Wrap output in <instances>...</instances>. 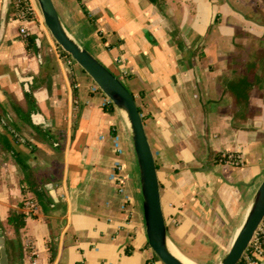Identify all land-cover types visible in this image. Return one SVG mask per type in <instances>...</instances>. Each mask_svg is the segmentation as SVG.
<instances>
[{
    "label": "crops",
    "instance_id": "0c3cea01",
    "mask_svg": "<svg viewBox=\"0 0 264 264\" xmlns=\"http://www.w3.org/2000/svg\"><path fill=\"white\" fill-rule=\"evenodd\" d=\"M250 1L166 0L161 10L149 0H54L66 29L134 94L157 162L168 237L196 264L227 255L264 178V15ZM3 3L0 107L18 133H29L30 142L17 133L14 145L45 182L48 205L27 216L21 246L12 245L2 231L9 210L27 213L19 205L34 195L12 156L0 158V233L10 264H164L148 244L125 114L105 108L107 95L60 52L42 19L8 17L7 8L1 32ZM22 27L38 35L37 54L28 52ZM244 77L248 96L240 98ZM27 91L37 106L32 124L10 104L27 110ZM228 152L244 165L223 161ZM118 163L122 188L113 177Z\"/></svg>",
    "mask_w": 264,
    "mask_h": 264
},
{
    "label": "water",
    "instance_id": "95a60500",
    "mask_svg": "<svg viewBox=\"0 0 264 264\" xmlns=\"http://www.w3.org/2000/svg\"><path fill=\"white\" fill-rule=\"evenodd\" d=\"M44 22L56 43L77 62L96 82L113 104L126 116L132 133L136 154L141 192L143 215L149 246L164 264H187L178 258L169 247L167 225L163 212L158 167L149 141L143 115L139 111L135 97L126 83L64 26L54 0H37ZM8 0H4L1 32L4 27ZM29 87L31 78H26ZM54 196V194H53ZM264 219V178L261 181L245 220L235 235L231 248L219 264H238L248 249L254 235ZM0 264H10L6 238L0 234Z\"/></svg>",
    "mask_w": 264,
    "mask_h": 264
},
{
    "label": "trees",
    "instance_id": "16d2710c",
    "mask_svg": "<svg viewBox=\"0 0 264 264\" xmlns=\"http://www.w3.org/2000/svg\"><path fill=\"white\" fill-rule=\"evenodd\" d=\"M149 1L161 10L166 4V0H149ZM8 17H15V18L21 17L23 19H32L34 17V12L31 10H28L27 5L23 0H9ZM37 39H38V35L35 33H29L25 37L26 48L30 54H37L40 51V47L38 46ZM57 46L63 55L73 60L71 56L68 53H66L59 45ZM245 79L246 77L242 78L241 81L239 82L238 95L240 98L242 97L247 98L248 96L247 95L248 93L245 91L246 86L243 85L244 83L243 81ZM248 86L251 87V84H249ZM26 99L28 103L27 110H25L20 104H18L14 100H10V104H11V108L17 113V116L21 120L31 123L30 113L31 111L37 108L35 98L31 91L26 92ZM105 108L109 111H113L116 108V106L113 104V102L110 101L105 104ZM138 108L142 114V109L140 108L139 105H138ZM0 118L2 117L0 116ZM143 119H144V116H143ZM13 120L14 121L10 119L9 120L6 119L7 122L3 124V130L0 131V154L11 155L12 158L15 160V162L21 167V169H23L24 178L22 179L21 182L24 184V187H28L29 190L34 195L32 197H27L25 201L31 199L35 201L38 206H41L44 211H46L48 209V205L46 203L45 194H44V183L45 182L40 180L38 175L34 172V170L30 167V165L25 161L21 152L18 151L16 146L14 145V141L15 142L19 141L17 133L19 132L20 128L18 126V122L15 119ZM34 128L43 137H53L52 135H50L49 130L43 131L35 126ZM23 202L24 201L20 203L19 205L20 207H23L24 205ZM27 216L28 214L24 211H21L20 209L11 208L9 210L6 223L16 233L17 237H15L16 239L13 240V244L15 246L17 245L21 246V241H20L21 229L26 225ZM0 228L3 229V223L1 221H0ZM50 250H51V259H53L55 256V250L51 246H50ZM7 252H8V257L10 260V251L8 248V241H7ZM22 257L23 256L21 255L20 258L22 259ZM238 264H247L245 258H243Z\"/></svg>",
    "mask_w": 264,
    "mask_h": 264
},
{
    "label": "built area",
    "instance_id": "2783aa9c",
    "mask_svg": "<svg viewBox=\"0 0 264 264\" xmlns=\"http://www.w3.org/2000/svg\"><path fill=\"white\" fill-rule=\"evenodd\" d=\"M26 5L28 10L35 11V6L37 1L36 0H23ZM21 33L27 34V29L26 27L21 28ZM110 102V99L108 98L106 103ZM113 143L118 152L121 151L120 148V138L121 135L118 131L113 134ZM223 161L229 162L231 164L235 165H244V161L241 158L240 155L233 153V152H228L224 153L221 158ZM117 171L114 173L113 177L115 181L118 183V187L122 188V181H123V171H124V164L123 163H118L117 164ZM127 202L130 204L132 202L131 197H128ZM26 208H27V214L31 215L32 212H35L38 208V205L35 201L29 199L26 201ZM125 209H128V206L125 205ZM243 258H245L247 264H264L263 259H264V219L259 225L253 240L251 241L248 249L246 250ZM34 264H37L35 261Z\"/></svg>",
    "mask_w": 264,
    "mask_h": 264
},
{
    "label": "rangeland",
    "instance_id": "374dc122",
    "mask_svg": "<svg viewBox=\"0 0 264 264\" xmlns=\"http://www.w3.org/2000/svg\"><path fill=\"white\" fill-rule=\"evenodd\" d=\"M37 1V0H36ZM254 0H251L250 2L252 3ZM255 2H257V5L255 6V11L257 12V13H262L263 15H264V0H255ZM36 5H37V9H38V15L37 14H34V17L32 18V19H27V20H37V18H40V19H42V23L45 25V27L47 28V26H46V24H45V22H44V19H43V16H42V13H41V11H40V8H39V5H38V3H36ZM23 19V18H22ZM39 23L41 24V22H38L37 21V23L36 24H38L39 25ZM47 30L49 31V29L47 28ZM49 33H50V31H49ZM51 34V33H50ZM75 37V36H74ZM76 38V37H75ZM54 39V38H53ZM77 39V38H76ZM78 40V39H77ZM55 41V40H54ZM56 42V41H55ZM57 44V43H56ZM58 45V44H57ZM85 47L93 54V55H95V53H94V51H93V49L92 48H90L88 45H85ZM0 116L2 117V118H0V128H3V124L4 123H6L7 121H6V119L7 120H9L10 118L7 116V110H6V108H2V107H0ZM14 119V117L12 118V119H10V120H12V121H14L13 120ZM28 133V132H27ZM26 133V135H24V134H21V133H18V136L21 138H23V139H21V141L22 142H25V143H27V142H30V140L28 139V138H26L27 136H28V134ZM0 158H4V160H7L8 158H10V156H9V154H0ZM12 158V157H11ZM24 189H25V187H23ZM25 200V199H24ZM23 200V201H24ZM22 202V201H21ZM24 205V207H27L26 206V204L25 203H23ZM27 209V208H26ZM3 231V234L7 237V239L11 242V244L13 245V240L14 239H16L15 237H17L16 236V233H15V231L7 224V228L6 227H4V229L2 230ZM2 231H0V232H2ZM1 234V233H0ZM196 264V263H195Z\"/></svg>",
    "mask_w": 264,
    "mask_h": 264
},
{
    "label": "bare ground",
    "instance_id": "6f19581e",
    "mask_svg": "<svg viewBox=\"0 0 264 264\" xmlns=\"http://www.w3.org/2000/svg\"><path fill=\"white\" fill-rule=\"evenodd\" d=\"M126 114V113H125ZM239 230V229H238ZM238 230L236 231V233L238 232ZM169 247L170 250L178 257L180 258L183 262L187 263V264H195L194 262L189 261L188 259H186L182 254H180V252L177 250V248L172 244L169 243Z\"/></svg>",
    "mask_w": 264,
    "mask_h": 264
}]
</instances>
